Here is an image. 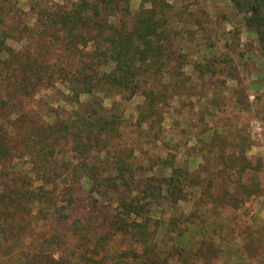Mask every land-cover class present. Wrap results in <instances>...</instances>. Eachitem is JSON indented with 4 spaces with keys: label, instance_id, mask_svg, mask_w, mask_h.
<instances>
[{
    "label": "trees",
    "instance_id": "trees-1",
    "mask_svg": "<svg viewBox=\"0 0 264 264\" xmlns=\"http://www.w3.org/2000/svg\"><path fill=\"white\" fill-rule=\"evenodd\" d=\"M131 1L69 0L54 8L50 0H33L30 22L20 3L0 0V264H163L155 243L162 225L153 217L162 202H187L199 189L183 222L201 225L203 236L214 232L213 223L206 226L207 206L237 208L257 193L256 180L238 192L250 163L236 153L232 178L227 165H201L194 174L176 166L174 155L149 157L156 164L148 167L137 147L125 146V130L133 125L121 102L143 97L134 127L148 125L157 138L167 93L183 75L169 67L173 4L139 0L133 14ZM229 1L264 59V0ZM178 57L184 66L187 57ZM59 83L68 91L61 98L66 109L44 116L31 108L36 95L56 91ZM178 87L186 88L184 76ZM107 99L113 100L109 109ZM15 162L31 164L34 178L19 173ZM155 166L161 176L144 175ZM82 209L86 214L74 218ZM40 222H53L54 231ZM168 222L176 232L174 220ZM120 235L129 241L124 250L116 243ZM185 253L174 247L165 260Z\"/></svg>",
    "mask_w": 264,
    "mask_h": 264
},
{
    "label": "rangeland",
    "instance_id": "rangeland-1",
    "mask_svg": "<svg viewBox=\"0 0 264 264\" xmlns=\"http://www.w3.org/2000/svg\"><path fill=\"white\" fill-rule=\"evenodd\" d=\"M50 1L54 8L64 7L69 2ZM169 1L173 4L169 26L173 32L170 54L174 58L169 67L182 70L183 75L175 79L174 89L167 93L171 100L162 113L157 138H154L155 131L148 132V125L134 127L144 98L136 96L121 102L125 120L133 125L125 130V146L137 147L140 151L137 156L148 167L156 164L150 163L149 157L166 159L174 155L176 166L185 167L194 174L201 165H208L211 170L227 165L232 178L237 176L234 156H231L236 153L250 163V170L242 175L238 192L242 194L244 186H253L255 180L258 188L256 194L237 208L225 206L213 210L207 206L206 226L213 223L214 232L208 234L206 231L203 236L198 234L201 225L188 226L183 222L200 195L199 189L188 194L191 196L187 202L178 205L162 202L153 213L162 225L155 240L157 250L162 253L163 264L168 263L166 256L174 247H184L186 253L174 256L168 264H264V59L257 51L255 35L248 32L249 28L229 0ZM16 4L21 6L29 21H33L30 10L33 0H11V5ZM131 9L133 14L139 12L141 2L132 0ZM12 45L20 48V45ZM181 55L187 57L182 67L183 59L178 57ZM183 76L186 88L178 87ZM67 94V89L59 83L56 91L45 90L36 95L31 108L48 116L51 109H66L61 98ZM81 100L84 102L87 97ZM104 103L109 109L113 100L107 99ZM47 120L54 122L56 118L48 117ZM15 164L19 173L34 178L31 164ZM152 171L144 175H162L156 166ZM90 190L89 182L84 180L83 191ZM78 204L84 205L83 201ZM85 214L86 210L82 209L74 218ZM169 219L177 226L174 233L173 223L167 224ZM53 224L40 222L39 226L54 231ZM116 243L121 250L129 245L128 238L121 235L117 236Z\"/></svg>",
    "mask_w": 264,
    "mask_h": 264
}]
</instances>
